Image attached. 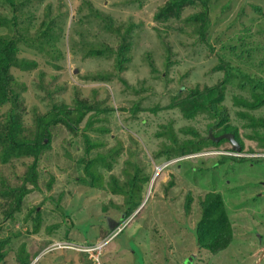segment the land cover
<instances>
[{
	"label": "rangeland",
	"instance_id": "1",
	"mask_svg": "<svg viewBox=\"0 0 264 264\" xmlns=\"http://www.w3.org/2000/svg\"><path fill=\"white\" fill-rule=\"evenodd\" d=\"M205 1L164 21L156 13L170 0H20L16 10L0 1V13L18 15L27 35L18 39V56L36 61L29 70L12 68L22 134L32 137L37 113L53 103L92 104L77 130L63 122L52 126L51 146L38 161L39 187L27 182L31 191L20 209L6 215L10 198L0 197V264H21V258L29 264H264V104L246 106L243 98L254 100L252 85L240 87L239 78L228 84L225 123L206 112L189 114L186 102L191 89L224 78L225 71L216 69L222 59L264 80V0ZM203 11L204 33L200 20L186 21ZM0 33L12 30L8 25ZM103 44L112 50L91 53ZM121 47L127 59L120 69L114 51ZM98 72L111 73L110 79L85 77ZM10 109L0 107V130ZM227 127L238 128L241 155L254 156L242 162L221 156L233 154L224 141L156 165L165 159L166 146L189 149ZM84 131L101 141L89 154ZM99 153L111 165L95 166L102 178L93 186L81 159ZM33 160L0 162V177L11 186L22 184ZM137 169L134 188L130 178ZM209 191L223 195L234 228L233 242L219 254L195 242L200 199ZM189 193L191 213L185 209ZM129 209L134 212L126 218ZM114 221L125 226L94 252L100 263L76 250L109 235ZM65 241L76 249L54 247Z\"/></svg>",
	"mask_w": 264,
	"mask_h": 264
},
{
	"label": "trees",
	"instance_id": "2",
	"mask_svg": "<svg viewBox=\"0 0 264 264\" xmlns=\"http://www.w3.org/2000/svg\"><path fill=\"white\" fill-rule=\"evenodd\" d=\"M0 1L3 4L8 3L15 10L18 9L17 6L20 2V0ZM188 4H196V0H170L169 3L167 2L156 13V19L163 21L168 20L173 14L177 15L176 17H179L182 9ZM205 4H207V0L205 1ZM170 12H172V14ZM17 18L18 15L16 16V14L13 18H9L5 14L0 13V30L8 25L9 30H12V33L9 35L0 33V107L11 105V109L6 115L7 122L4 123L3 128L0 130V162L7 163L11 159L24 156L32 157L34 160L31 164H29L28 170L24 174L22 184L11 186L6 183L4 178L0 177V183L2 186H5L4 188H0V197L3 198V201L6 200V202L10 198V202L8 204L10 206L9 209L6 210V215L10 214L13 209H20L25 195L31 191V188L26 185L27 182H31L33 186L39 187L37 171L38 161L44 150L51 146L52 126L58 124L59 122H63L71 129L77 130V125L83 121L88 111L92 109V104L82 99H76L74 105H70L66 102L53 103L52 108L48 112L37 113V127L34 131V135L32 137H27L22 134L23 126L20 120L17 119V102L19 96L14 87L16 82L14 74L12 73V68L16 66L29 70L36 67V61L20 58L18 56V53L20 52L18 39L26 38L27 35L21 34ZM193 19L201 21L200 31L204 33L208 26V12L203 11L200 13H194L186 18V21L191 22ZM105 25H107L108 30H115L113 24L105 23ZM130 29L131 28H128V32ZM122 38L123 42L127 41L125 35H122ZM126 44L129 45V43ZM107 49L112 50V48L106 46L103 50L93 48L91 53L93 52L96 55L100 53V55H102ZM114 53L117 55L116 61L118 68H123V62L127 59L125 57V50L121 47V49H118L116 52L114 51ZM216 69H222L225 71L224 78L213 85H206L203 88L196 87L190 90V93L186 98V102L188 104L190 103L189 106L191 105L188 112L189 114L196 115L200 112H206V114L218 118L220 120L219 124L227 122L229 115L223 102L226 98L228 84L234 78H239L241 81L240 87L242 88L246 89L247 85H252L250 89L253 93L254 100L250 102L244 100V98L242 100L245 101L247 107L257 108L264 104V91L261 92L259 90L260 87L264 90V80L251 76L250 73L243 68L238 67L230 61L224 59L220 61ZM110 75L111 73L109 72H98L96 75L88 74L85 75V77L94 76V79L109 80ZM237 100L239 101V99ZM107 109L108 107H102L99 111H106ZM251 122L252 124L257 123L253 116H251ZM225 132H231L234 134L235 139L242 147L239 152L241 154L244 153L243 142L238 134V128L227 127ZM83 133L84 142L86 143V154H89L92 148L98 147L101 144V141L92 139L85 131ZM224 141H228V139L222 138L217 142L211 138H207L202 140L199 145L189 149L185 145H182L181 149L166 146L167 149L165 159L158 160L162 162L157 163L156 165L163 164L167 160H171L176 157L185 156L188 153L198 152L203 148V145L222 143ZM231 149L234 152L232 146L230 150ZM247 155L248 156L233 153L222 154L221 156H232L235 160L241 162L246 160L249 156H254L249 154ZM81 162L84 164V172L86 176L92 180L93 186H98L101 183L100 180L102 178V175L98 173V169L95 168V166L98 164H106L107 167L109 166L110 168L111 165V163L107 162L106 156L101 153H99L95 158L84 157L81 159ZM137 172L138 173L134 177L130 178V183L134 188L137 185L136 183L138 180L139 170ZM48 186L51 187V185ZM122 190L123 189H119L120 192H122ZM192 204L193 196L189 193L185 201V209L187 213H191L193 208ZM200 208V217L194 228L196 245L201 249H208L213 254H219L228 248L234 240V228L226 201L221 193L209 191L200 199ZM133 212L134 211L132 209H129L125 215L126 218ZM38 218H40V215H38ZM36 226H40V223L38 222ZM122 231L123 229L119 233ZM0 244L2 245V240H0ZM2 254L3 253L0 250V257H3ZM85 254L92 259V257L89 256V253L87 254V252H85ZM97 260L100 263L99 258ZM21 264L29 263L27 259L21 258Z\"/></svg>",
	"mask_w": 264,
	"mask_h": 264
},
{
	"label": "built area",
	"instance_id": "3",
	"mask_svg": "<svg viewBox=\"0 0 264 264\" xmlns=\"http://www.w3.org/2000/svg\"><path fill=\"white\" fill-rule=\"evenodd\" d=\"M123 229V226H119L117 229H115L110 235H108L106 238L101 239L100 241L96 242L95 244H86L84 246H78L77 249L75 248L74 244H70V241L65 242H56L54 244L55 248H70V249H76L82 252L89 253L90 257L99 258L98 255H94V252L101 249L109 240H111L114 236H116L121 230Z\"/></svg>",
	"mask_w": 264,
	"mask_h": 264
},
{
	"label": "water",
	"instance_id": "4",
	"mask_svg": "<svg viewBox=\"0 0 264 264\" xmlns=\"http://www.w3.org/2000/svg\"><path fill=\"white\" fill-rule=\"evenodd\" d=\"M209 137L214 139V140H216V141H219L222 138H229L231 140V142H232V148L234 150H236V151H240L241 150V146L238 143V141L234 138V134L233 133H224V134H221L219 136H214V134L212 132H210Z\"/></svg>",
	"mask_w": 264,
	"mask_h": 264
},
{
	"label": "clouds",
	"instance_id": "5",
	"mask_svg": "<svg viewBox=\"0 0 264 264\" xmlns=\"http://www.w3.org/2000/svg\"><path fill=\"white\" fill-rule=\"evenodd\" d=\"M223 134H224V133H223ZM209 138H210V137H209ZM211 139H212V138H211ZM213 140H214V139H213ZM215 141H216V140H215ZM233 150H234V149H233ZM232 153H234V154L236 153V154H240V155H241V153H240L239 151H236V150H234V152H232ZM261 154L264 156V153H261ZM252 155H253V154H252ZM182 157H185V156H182ZM177 159H178V158H176V160H177ZM174 160H175V159H174ZM178 160H179V159H178ZM119 226H123V228H124V226H125V222L122 223V224H120V223H116V224H115V227H114L112 230H114L115 228L117 229ZM112 232H113V231H111V233H112ZM111 233H110V234H111ZM110 234H109V235H110ZM107 236H108V235H107ZM107 236H105L104 238H106ZM102 239H103V238H102ZM109 241H110V240H109ZM109 241H108V242H109ZM96 242H98V241H96ZM96 242H95V243H96ZM108 242H107V243H108ZM95 243H94V244H95Z\"/></svg>",
	"mask_w": 264,
	"mask_h": 264
},
{
	"label": "flooded vegetation",
	"instance_id": "6",
	"mask_svg": "<svg viewBox=\"0 0 264 264\" xmlns=\"http://www.w3.org/2000/svg\"><path fill=\"white\" fill-rule=\"evenodd\" d=\"M225 133H231V132H225ZM235 138V137H234ZM226 139H228V141L231 143V145H232V142H231V140L229 139V138H226ZM239 143V142H238ZM240 144V143H239ZM241 146V145H240ZM241 149H242V147H241ZM117 223V221H114V225Z\"/></svg>",
	"mask_w": 264,
	"mask_h": 264
}]
</instances>
